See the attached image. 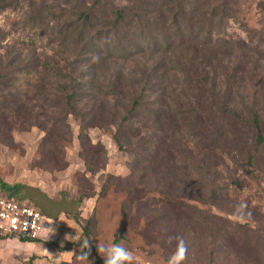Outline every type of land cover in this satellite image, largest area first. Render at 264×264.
Here are the masks:
<instances>
[{"label": "rangeland", "instance_id": "rangeland-1", "mask_svg": "<svg viewBox=\"0 0 264 264\" xmlns=\"http://www.w3.org/2000/svg\"><path fill=\"white\" fill-rule=\"evenodd\" d=\"M142 1L0 0V181L39 190L58 213L31 251L0 238L3 264H80L46 244L78 242L87 220L96 250L120 244L134 264H166L170 236L187 242L184 264H264V142L251 118L264 139V0H217L230 18L212 39L220 8L202 7L197 38L193 24L167 25L164 0ZM113 6L126 8L116 24ZM60 72L73 108L53 104ZM9 92L19 116L4 106Z\"/></svg>", "mask_w": 264, "mask_h": 264}, {"label": "trees", "instance_id": "trees-1", "mask_svg": "<svg viewBox=\"0 0 264 264\" xmlns=\"http://www.w3.org/2000/svg\"><path fill=\"white\" fill-rule=\"evenodd\" d=\"M209 1H213V2L217 3V5L211 6V3H209ZM142 2H143L142 0H131V2H130L131 6H128V7H130L131 9H139L140 7H142L141 6ZM147 2H149V0H147ZM14 3H15V0H1V4L5 8L10 7L11 5H14ZM158 3H159V0H153L152 1V6H153L152 8L157 9ZM206 3H207V5H206ZM149 4H150V2H149ZM160 4H161V7L166 9L169 13L166 16V18L169 20V23L167 24L168 26H170V27L178 26V27H183L185 29V27H187V23L193 24L192 31H194V30L198 31L195 34V37H197V38L201 37L200 32L203 30V29H199V28H201V27H199L200 23H202L204 21V17H203L204 13L201 11L202 7H205L206 9L211 7L216 13H217L218 8H220V6H219L220 3H218L217 0H164ZM224 8H225L224 12L220 8L221 15L219 16L218 20L215 19L214 22L210 21L208 26H207L208 31L205 32V35L209 36V37L211 36V39H212V36L215 34V32H214L215 29H219L220 26L222 25V23L228 17L227 16L228 13L226 12L227 9L225 6H224ZM151 9L148 10L147 8H144L139 13L140 19L142 20L143 16H147L148 13H150L152 11ZM92 10H93L92 8H89V10L82 12V17H83L82 27L83 28L91 26V23H92L91 19L94 18ZM124 11H126L125 7L123 8V7L113 6L111 12L113 13V16L115 18V20H114L115 24L119 23V22H121V20H123ZM228 18H230V17H228ZM68 39H69V37H68ZM71 39H72V37H71ZM84 46H85V44H84ZM0 73H2V72H0ZM80 75H82V74L80 73ZM66 76L67 75H64L61 73V75H60L61 85H60V87H58L59 91H60V95L54 96L52 101H53V104L55 106H59L63 103V104H65V106L73 108V105L75 103L74 97L76 96V93H75L74 89L71 87H75V86H71V82H73V81L68 80V78ZM10 82H11V84L12 83H18V79L17 78H11ZM24 85L27 86V83ZM7 87L10 90L16 88V86L14 84L9 85ZM69 91H71V92H69ZM14 94H16V93H14ZM13 96L14 95L12 92L8 93V97L10 99L4 101V106H6V107L7 106L8 107L16 106V107H13L12 109L15 112V114L17 116H19L20 110L17 106L19 104L18 96H15L17 99L16 98L13 99L12 98ZM136 104H137V101H135L133 103V106H136ZM1 115L5 116L4 113L0 112V117L2 118V120L4 122H7V116L2 117ZM251 118H252V124H253L255 132H256V143L258 145H262L264 142V139H263L262 130L260 127V119H259L258 113L254 109L251 110ZM34 194L37 197H42L43 203H38L39 208L34 205L35 208L41 213V215L46 219L47 218H49L51 220L56 219L58 216V213H56L55 215H51V213H49V208H48V206L46 207L45 204H50V201L48 202L47 198L43 194H41V192H39V190L33 189L31 187H28V186L22 185V184L8 185V184L0 181V197L15 198L19 201H28V202L32 203V200H33L32 196ZM77 202H79V201H77ZM74 214H72L74 217V220L76 222H78L79 220L75 217ZM89 225H90V220H87L85 222V225L82 226V235H81L80 240L76 243L70 244L66 249H61L52 243H48L46 245L49 247H53L57 252H64V251L71 252V251H73L74 254H75V252L80 253L82 240L87 239L91 244L90 234H89V228H90ZM20 242L21 243H39V240H36V241L20 240ZM89 251H90L89 255L92 256V259H93L91 264H104L103 258L99 257L97 250L94 248V246L92 244H91Z\"/></svg>", "mask_w": 264, "mask_h": 264}, {"label": "clouds", "instance_id": "clouds-1", "mask_svg": "<svg viewBox=\"0 0 264 264\" xmlns=\"http://www.w3.org/2000/svg\"><path fill=\"white\" fill-rule=\"evenodd\" d=\"M96 59L95 57L93 58ZM246 204L241 202L236 205L235 211L233 213L234 217L240 220H243L247 217H250L251 213H245ZM52 222L49 221V224ZM32 227L36 232L40 233L44 238L49 239L55 233L53 227H42L38 226L33 222ZM35 234V233H34ZM175 240L174 251L168 256L166 264H184V261L187 259L188 254V245L182 236H170L168 237V243L171 244ZM91 244L87 239L82 240L81 242V252L76 256V259L80 264H91L88 260L90 254ZM97 252L101 254V257L104 260V264H134L136 257L127 248L123 247L120 244L116 243H104L98 242L96 245ZM45 255L52 256L46 249L43 250Z\"/></svg>", "mask_w": 264, "mask_h": 264}, {"label": "built area", "instance_id": "built-area-1", "mask_svg": "<svg viewBox=\"0 0 264 264\" xmlns=\"http://www.w3.org/2000/svg\"><path fill=\"white\" fill-rule=\"evenodd\" d=\"M45 220L35 206L28 201L0 197V238L5 240L36 241L42 235L32 227L33 222L45 227ZM35 233V234H34Z\"/></svg>", "mask_w": 264, "mask_h": 264}, {"label": "crops", "instance_id": "crops-1", "mask_svg": "<svg viewBox=\"0 0 264 264\" xmlns=\"http://www.w3.org/2000/svg\"><path fill=\"white\" fill-rule=\"evenodd\" d=\"M48 221H51V219H48ZM53 221V220H52ZM9 241V240H8ZM16 240H12V243H16ZM3 241H0V246L2 245ZM34 244V243H21L17 241L16 247L17 248H21L22 250H32V247H29V245ZM29 251V252H30ZM1 259H0V264L4 263V257H5V252H2L0 255Z\"/></svg>", "mask_w": 264, "mask_h": 264}]
</instances>
